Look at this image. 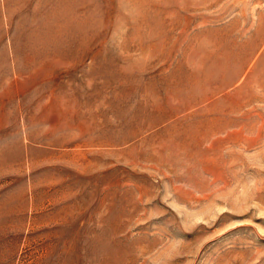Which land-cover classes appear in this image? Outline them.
Instances as JSON below:
<instances>
[{
	"label": "rangeland",
	"instance_id": "1",
	"mask_svg": "<svg viewBox=\"0 0 264 264\" xmlns=\"http://www.w3.org/2000/svg\"><path fill=\"white\" fill-rule=\"evenodd\" d=\"M0 264H264V0H0Z\"/></svg>",
	"mask_w": 264,
	"mask_h": 264
}]
</instances>
